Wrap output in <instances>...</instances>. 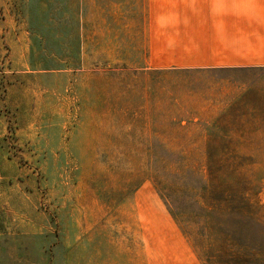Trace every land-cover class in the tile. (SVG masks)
Instances as JSON below:
<instances>
[{
    "label": "rangeland",
    "instance_id": "obj_1",
    "mask_svg": "<svg viewBox=\"0 0 264 264\" xmlns=\"http://www.w3.org/2000/svg\"><path fill=\"white\" fill-rule=\"evenodd\" d=\"M144 0H0V264H264V71L153 70Z\"/></svg>",
    "mask_w": 264,
    "mask_h": 264
},
{
    "label": "crops",
    "instance_id": "obj_2",
    "mask_svg": "<svg viewBox=\"0 0 264 264\" xmlns=\"http://www.w3.org/2000/svg\"><path fill=\"white\" fill-rule=\"evenodd\" d=\"M141 47L153 70L264 71V0H144Z\"/></svg>",
    "mask_w": 264,
    "mask_h": 264
}]
</instances>
